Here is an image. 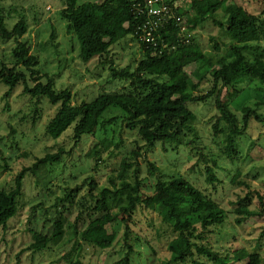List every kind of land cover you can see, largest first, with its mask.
<instances>
[{"label": "rangeland", "instance_id": "rangeland-1", "mask_svg": "<svg viewBox=\"0 0 264 264\" xmlns=\"http://www.w3.org/2000/svg\"><path fill=\"white\" fill-rule=\"evenodd\" d=\"M102 1L79 0V3ZM190 3L191 0H178L175 6L187 9ZM227 3L264 18V0H227ZM0 6L9 15V28L20 18L25 20L28 31L22 41L29 44L31 53L39 59L35 70L42 77L41 81L46 84L51 79L57 90L69 89L73 105L128 88V83L112 80L111 69L122 71L128 68L133 71L136 68L144 53L138 40L128 37L113 46L102 59L83 63L79 58L78 42L68 34L66 22L60 17L63 0H0ZM224 19V14L217 12L192 32H187L186 18L182 21L185 28L182 32L212 59L216 69L220 68L221 60H230L231 37L226 29L215 24V21L224 22ZM260 45L264 50V40ZM14 46L15 42L0 40L1 62L9 64ZM261 53L246 55L252 62ZM194 69L191 66L187 71L192 73ZM28 84L34 85L30 78ZM213 87V79L208 76L196 95H206ZM218 90H221L220 98L229 103L241 126L243 107L256 111L264 119V90L258 82H244L235 89L219 85ZM23 91L24 85L19 84L7 95L8 88L0 82V190H12L17 175L38 159L54 155L61 149L65 154L60 162L49 164L34 175L30 172L25 174L18 212L4 229H0V264H117L125 257L127 245L133 249L130 264L168 261V244L176 233L158 215L142 208H138L127 223V243L124 223L104 228V233L115 235V241L108 249H100L82 236L89 215L93 213L83 212L78 219L82 207H94L88 194L91 178L96 183L92 190L94 195L103 188H111L110 179L116 177L122 160L126 158H132V163L139 164L143 196L154 193L158 180L182 177L226 212L225 222L212 228V233L204 234L203 244L213 252L222 258L229 255L232 258L234 252L244 249L250 254H259L258 264H264V122L251 118L245 134L236 141L235 155L232 159L227 158L222 154L224 136L214 135L213 131L218 116L215 94L205 102L188 104L195 115L192 122L194 134L188 133L180 143L168 145L167 151L158 144L146 153L137 131L127 128L123 121L124 113L114 108L103 115L105 121L116 119L114 123L107 124L105 129L99 128L94 135L84 136L75 145L70 130L57 140L45 134V127L55 116L58 106L42 100L35 110L31 98ZM187 141L193 142L188 144ZM133 154L137 156L134 158ZM147 163H152L157 169L152 175ZM207 167L214 169L219 180L214 185L206 180ZM76 187H80V192L73 203L61 205L59 199ZM246 196L251 199L249 209L259 211L261 216L247 219L239 225L235 210L238 201ZM58 216H61L60 236L45 250L29 251L28 248L36 242V235H50ZM239 263L246 264V261L236 264Z\"/></svg>", "mask_w": 264, "mask_h": 264}, {"label": "trees", "instance_id": "trees-1", "mask_svg": "<svg viewBox=\"0 0 264 264\" xmlns=\"http://www.w3.org/2000/svg\"><path fill=\"white\" fill-rule=\"evenodd\" d=\"M175 1L177 3L178 0H170L168 3L176 16L186 18L189 25L187 32L203 25L217 12L224 14V22L215 21V24L226 29L231 37L230 60H221L219 69L215 68L212 59L193 40L188 39L175 20L170 19L158 29L155 35L158 43L156 47L141 42L139 27L144 16L139 10H142L144 0H103L81 4L79 0H63L64 8L60 11V17L66 22L68 34H72L78 42L79 58L83 63H89L95 58L102 59L113 46L128 37L142 44L144 53L133 71L128 68L122 71L111 69L112 80L126 82L129 84L128 88L123 92L101 94L91 102L73 105V95L69 89L57 90L51 79L46 84L41 81L42 77L35 70L39 59L31 53L29 44L22 41L28 31L27 23L20 18L9 28V15L1 6L0 40L5 43L15 42V46L11 51L12 59L9 64L0 61V82L8 88L7 95L19 84H23V93L31 98L35 110H38L42 100H46L51 106H58L55 116L45 127L46 136L54 140L60 139L70 130L74 144H79L84 136L94 135L99 128L105 129L107 124L116 121L103 120L107 110L114 108L124 113L123 121L127 128L137 131L144 142L146 153L151 152L158 144L167 151L168 145L180 143L188 133L194 134L192 122L195 115L188 104L205 102L217 94L215 106L218 116L213 131L214 135L224 136L222 154L232 159L236 152V141L245 134L250 119L260 123L264 119L256 111L243 107L241 126L229 103L220 98L221 90L217 91V87L220 85L222 88L235 89L244 82H258L264 90V50H261L260 45L264 40V18L253 15L236 4H228L227 0H191L187 9L181 5L176 7ZM258 52L262 53L252 62L246 55ZM191 66L195 69L189 73L187 68ZM208 76L213 79V90L206 95H196ZM29 78L34 83L33 86L28 84ZM187 142L191 144L193 141ZM64 154L65 151L61 149L54 155L38 159L30 168L23 169L17 175L12 190H0V229H4L18 212V199L22 194L25 174L30 172L34 175L41 168L60 162ZM132 156L135 158L137 155ZM131 161L132 158L122 160L116 177L110 179L112 187L101 189L99 194H93L96 183L92 178L90 180L88 194L94 207H82L78 217L81 218L83 212L93 211L82 231L83 238L90 244L100 249L110 248L115 235L104 233V228L117 223L126 225L127 243V223L135 211L142 208L158 215L176 233L168 244L170 259L157 264H184L189 261L191 264H236L243 261L246 264L259 263V254L255 252L250 254L243 249L234 252L232 258L231 255L222 258L203 244L206 239L204 234L212 233L211 229L221 226L226 219V212L214 200L182 177L169 181L158 180L154 193L143 196L139 164ZM213 164L216 167V162ZM147 165L151 175L157 171L152 163ZM206 174L209 184L219 182L213 168L207 167ZM79 192L80 187L70 189L59 199L60 204L73 203ZM249 198L246 196L237 203L235 212L239 216L236 219L239 225L247 219L261 216L259 211L249 209ZM259 201L262 205L261 197ZM60 218L58 216L55 219L50 235H36V242L28 248L29 251L45 250L60 236ZM127 249L125 257L117 264L131 263L132 246L127 245Z\"/></svg>", "mask_w": 264, "mask_h": 264}, {"label": "built area", "instance_id": "built-area-1", "mask_svg": "<svg viewBox=\"0 0 264 264\" xmlns=\"http://www.w3.org/2000/svg\"><path fill=\"white\" fill-rule=\"evenodd\" d=\"M170 0H144L142 10L144 20L139 27V39L141 42L156 47V33L159 28L167 24L170 19L175 20L180 26L181 31H184L182 25L183 18L176 16L172 7L169 5ZM140 5V4H139Z\"/></svg>", "mask_w": 264, "mask_h": 264}]
</instances>
